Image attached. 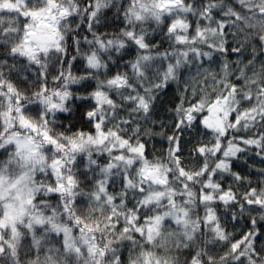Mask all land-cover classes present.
Instances as JSON below:
<instances>
[{"label": "snow or ice", "instance_id": "snow-or-ice-1", "mask_svg": "<svg viewBox=\"0 0 264 264\" xmlns=\"http://www.w3.org/2000/svg\"><path fill=\"white\" fill-rule=\"evenodd\" d=\"M0 264H264V0H0Z\"/></svg>", "mask_w": 264, "mask_h": 264}]
</instances>
